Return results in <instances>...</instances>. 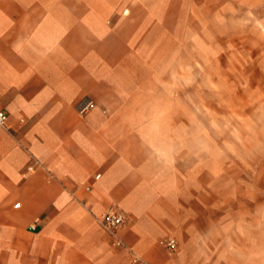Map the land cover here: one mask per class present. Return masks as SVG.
<instances>
[{
    "label": "crops",
    "instance_id": "obj_1",
    "mask_svg": "<svg viewBox=\"0 0 264 264\" xmlns=\"http://www.w3.org/2000/svg\"><path fill=\"white\" fill-rule=\"evenodd\" d=\"M225 21L264 38V0H0V264H264V165L205 174L172 80Z\"/></svg>",
    "mask_w": 264,
    "mask_h": 264
},
{
    "label": "rangeland",
    "instance_id": "obj_2",
    "mask_svg": "<svg viewBox=\"0 0 264 264\" xmlns=\"http://www.w3.org/2000/svg\"><path fill=\"white\" fill-rule=\"evenodd\" d=\"M257 24L204 23L205 38H190L188 62L172 75L187 97L188 152L202 144L199 163L205 174L213 166L214 144L220 147L222 168L229 156L242 169L248 164L252 173L264 165V38Z\"/></svg>",
    "mask_w": 264,
    "mask_h": 264
},
{
    "label": "built area",
    "instance_id": "obj_3",
    "mask_svg": "<svg viewBox=\"0 0 264 264\" xmlns=\"http://www.w3.org/2000/svg\"><path fill=\"white\" fill-rule=\"evenodd\" d=\"M96 108V102L85 97L80 99L75 106L77 113L80 116H86ZM8 115L4 111H0V127L4 128L7 126ZM33 171V168H30ZM100 175L96 177L99 179ZM19 205H17L18 207ZM126 222V214L119 208L111 207L102 218V226L104 230L115 239V246L121 247L122 243L117 239L116 234L119 228H121ZM161 244L166 248L174 251L177 249V243L174 239H168L162 241ZM138 259L135 258L131 264H138Z\"/></svg>",
    "mask_w": 264,
    "mask_h": 264
},
{
    "label": "clouds",
    "instance_id": "obj_4",
    "mask_svg": "<svg viewBox=\"0 0 264 264\" xmlns=\"http://www.w3.org/2000/svg\"><path fill=\"white\" fill-rule=\"evenodd\" d=\"M161 154H164V153H163V151H162V153H161Z\"/></svg>",
    "mask_w": 264,
    "mask_h": 264
}]
</instances>
